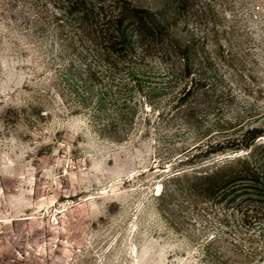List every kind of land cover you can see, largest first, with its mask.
I'll list each match as a JSON object with an SVG mask.
<instances>
[{
  "label": "rangeland",
  "instance_id": "374dc122",
  "mask_svg": "<svg viewBox=\"0 0 264 264\" xmlns=\"http://www.w3.org/2000/svg\"><path fill=\"white\" fill-rule=\"evenodd\" d=\"M58 1L0 0V264H264V215L238 231L224 205L168 180L186 149L264 128V0L192 2L236 29L221 50L197 46L214 91L181 103L180 62L156 52L125 69L134 78L72 75L86 51ZM183 21L184 41L202 35Z\"/></svg>",
  "mask_w": 264,
  "mask_h": 264
},
{
  "label": "trees",
  "instance_id": "16d2710c",
  "mask_svg": "<svg viewBox=\"0 0 264 264\" xmlns=\"http://www.w3.org/2000/svg\"><path fill=\"white\" fill-rule=\"evenodd\" d=\"M193 1L165 0L158 10L150 11L133 0H59L60 6L63 5L59 9L65 13L62 17L68 19L65 24L78 32L77 43L86 51L81 54V62L71 63L68 70H74L72 75L76 78L91 82L101 79L114 82L118 78L123 81L134 78L125 69L156 52L163 59L180 62V103L200 93L201 97L209 96L214 90L212 86L206 89L208 78L202 71L199 75L194 66L195 49L212 42L221 50L223 40L226 42V36L235 32L236 25L225 26L221 13L209 11L205 6H198L197 10ZM172 3L173 16L162 19ZM193 19L203 22L205 29L195 40L184 41L174 32V26L179 20L186 24ZM77 43H71L70 48L76 51ZM120 74L126 77L121 78ZM263 138L264 128L253 127L240 139L186 149L184 153L190 155L180 162L182 170L168 180L176 186L175 192L182 191L191 201L224 205L232 212L230 221L234 227L238 231L246 229L264 215V143H259ZM228 153L236 155L212 161L213 157ZM198 160L201 162L197 163ZM224 222L229 227L228 216ZM233 242L237 247V241ZM258 256L255 253L252 258L260 263L264 259Z\"/></svg>",
  "mask_w": 264,
  "mask_h": 264
}]
</instances>
